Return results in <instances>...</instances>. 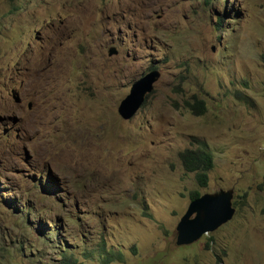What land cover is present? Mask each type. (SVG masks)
Segmentation results:
<instances>
[{"label": "rangeland", "instance_id": "rangeland-1", "mask_svg": "<svg viewBox=\"0 0 264 264\" xmlns=\"http://www.w3.org/2000/svg\"><path fill=\"white\" fill-rule=\"evenodd\" d=\"M194 138L205 187L178 155ZM220 188L232 219L177 245L190 193ZM69 257L264 264V0H0V264Z\"/></svg>", "mask_w": 264, "mask_h": 264}, {"label": "water", "instance_id": "water-1", "mask_svg": "<svg viewBox=\"0 0 264 264\" xmlns=\"http://www.w3.org/2000/svg\"><path fill=\"white\" fill-rule=\"evenodd\" d=\"M113 53L116 50L109 48L108 55ZM159 76L160 72L152 69L131 84L129 92L117 106V112L123 119L133 117L140 109ZM232 198L231 188H220L216 192H206L191 199L176 225V244H190L228 222L235 213Z\"/></svg>", "mask_w": 264, "mask_h": 264}, {"label": "trees", "instance_id": "trees-1", "mask_svg": "<svg viewBox=\"0 0 264 264\" xmlns=\"http://www.w3.org/2000/svg\"><path fill=\"white\" fill-rule=\"evenodd\" d=\"M149 94L146 96L148 98ZM145 99V101H146ZM144 101V103H145ZM143 103V105H144ZM184 106L188 107L191 111L202 113L205 111V103L202 99L193 96V101L184 100ZM197 146L195 148H185L179 152V159L183 169L186 172L194 173L196 183L201 186H207L208 173L214 166L213 153L208 148L205 141L194 138ZM199 196L195 190L190 193V198L194 199ZM62 264H76V260L69 258H62Z\"/></svg>", "mask_w": 264, "mask_h": 264}, {"label": "clouds", "instance_id": "clouds-1", "mask_svg": "<svg viewBox=\"0 0 264 264\" xmlns=\"http://www.w3.org/2000/svg\"><path fill=\"white\" fill-rule=\"evenodd\" d=\"M232 204H233V202H232ZM234 206V205H233ZM236 210V209H235ZM232 219V218H231Z\"/></svg>", "mask_w": 264, "mask_h": 264}]
</instances>
